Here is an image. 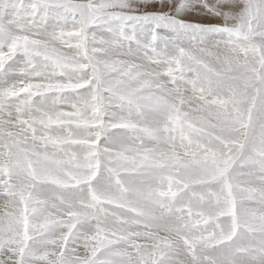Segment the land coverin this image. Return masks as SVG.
I'll use <instances>...</instances> for the list:
<instances>
[{"label": "snow or ice", "instance_id": "1", "mask_svg": "<svg viewBox=\"0 0 264 264\" xmlns=\"http://www.w3.org/2000/svg\"><path fill=\"white\" fill-rule=\"evenodd\" d=\"M0 264H264V0H0Z\"/></svg>", "mask_w": 264, "mask_h": 264}, {"label": "rangeland", "instance_id": "2", "mask_svg": "<svg viewBox=\"0 0 264 264\" xmlns=\"http://www.w3.org/2000/svg\"><path fill=\"white\" fill-rule=\"evenodd\" d=\"M0 205H1L0 208L2 209V206H3V202L2 201H0Z\"/></svg>", "mask_w": 264, "mask_h": 264}, {"label": "bare ground", "instance_id": "3", "mask_svg": "<svg viewBox=\"0 0 264 264\" xmlns=\"http://www.w3.org/2000/svg\"><path fill=\"white\" fill-rule=\"evenodd\" d=\"M0 201H2V200H0ZM1 206V205H0ZM1 209V208H0Z\"/></svg>", "mask_w": 264, "mask_h": 264}]
</instances>
